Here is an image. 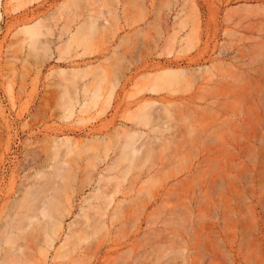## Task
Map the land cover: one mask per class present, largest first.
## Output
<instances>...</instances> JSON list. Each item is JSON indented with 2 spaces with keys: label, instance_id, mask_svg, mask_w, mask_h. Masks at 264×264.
<instances>
[{
  "label": "rangeland",
  "instance_id": "1",
  "mask_svg": "<svg viewBox=\"0 0 264 264\" xmlns=\"http://www.w3.org/2000/svg\"><path fill=\"white\" fill-rule=\"evenodd\" d=\"M42 175L13 264H264V0H0V264Z\"/></svg>",
  "mask_w": 264,
  "mask_h": 264
},
{
  "label": "bare ground",
  "instance_id": "2",
  "mask_svg": "<svg viewBox=\"0 0 264 264\" xmlns=\"http://www.w3.org/2000/svg\"><path fill=\"white\" fill-rule=\"evenodd\" d=\"M28 34L31 35V38H37L38 37V28L37 26L27 28ZM148 114L144 113L140 117L141 122H147L148 121ZM135 137L130 136L128 137L127 141L122 147L121 155L123 156L124 160L132 159L136 154L138 153V149L136 148L135 143ZM44 178L43 184L39 185L36 188H33L32 192L30 191L27 194V196L31 197L32 200H25L21 206H24L26 211L23 214L22 221H26L25 224H22V221L19 223L21 226L19 227V224L17 227H13L12 231L8 232V236L6 237L5 243L8 246L6 251L4 252V256L2 259V264H13L14 263V256L16 255V249H14V245L17 242V236L14 237L13 232H24L32 223L33 219L38 218L39 215H43L45 217H53L55 214V205L54 203H47L46 201V193H47V187L51 183V178L48 175H42ZM45 186V187H44ZM100 193V192H99ZM28 197L26 199H28ZM30 201V202H29ZM58 212V211H57ZM54 213V214H53ZM16 235V234H15Z\"/></svg>",
  "mask_w": 264,
  "mask_h": 264
}]
</instances>
